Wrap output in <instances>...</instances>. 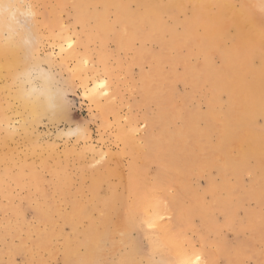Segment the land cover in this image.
I'll use <instances>...</instances> for the list:
<instances>
[{
	"label": "bare ground",
	"instance_id": "1",
	"mask_svg": "<svg viewBox=\"0 0 264 264\" xmlns=\"http://www.w3.org/2000/svg\"><path fill=\"white\" fill-rule=\"evenodd\" d=\"M50 1L0 0V75H7L18 83L17 87L0 84V144L1 148L8 147V141L17 132L18 127L12 124L13 114L20 117L19 136L25 141V148L17 153L10 151L8 157L0 153V163L4 165L2 172L5 175L14 169L12 177L19 183L24 178L40 182L41 172L48 170L53 176L52 181L62 178V186L53 184L63 194L66 181V176L62 177L63 167L57 171L52 170L54 167L51 165L55 161L59 163V155L54 145L41 143L35 134L39 117L55 108L59 92L57 87H51L50 70L40 66L37 45L51 34L58 52L64 53L58 61L61 65H67L69 59H75V63L88 59V53H79L69 47L72 41L58 18L65 0H55L49 8L44 7ZM173 1L177 0H167V5L160 7L154 0H72L73 16L77 22L85 25L88 19L93 20L94 32L85 33L83 42L98 38V55L109 76L115 75L116 71L105 63L103 51L107 37L114 41L116 49L122 50L131 48L132 40L140 37L141 28L146 30L142 34L143 40L148 39V33L155 37L159 49L144 55L141 45L134 52V61L140 63L149 58L152 64L148 74H142L145 84L140 92L147 103L156 106L153 120L160 123L156 132L145 133L142 139L131 132L136 130L132 117L127 119L129 133L117 126L121 152L132 156L126 175L118 176L119 185L110 180L117 171L97 167L90 173L92 179L88 188L91 197L88 199L71 200L69 210L66 208L68 211L58 209L61 200L58 206L52 207L48 196L44 204L37 205V218L47 224L48 235L45 233V237L36 241V251L44 250L52 256L55 249L52 238L55 233L61 235L57 219H63L70 226L71 235L63 236L61 242L62 264H124L126 261H136V264H210L207 257L203 258L201 253L191 248L192 244L184 234L185 229L191 227V217L199 214L207 222L206 225H210L213 223V212L226 211L229 224L234 225L232 222L236 217L230 203L239 204L253 198L259 205L264 204V23L258 20V17L264 19L262 0H240L238 4L233 0H188L194 9L189 18L181 22L180 32L172 26H164L158 16L160 12L171 13L174 10ZM131 2L137 5L133 10L129 5ZM210 4H214L215 9L203 12V8ZM39 6L43 8L39 9ZM110 13L113 14L112 21ZM53 27L58 29L57 34L50 33ZM192 51L194 53L190 55ZM191 56L195 61L186 62ZM215 56L219 59L218 64L214 62ZM165 63L169 65V81L165 80L162 70ZM177 64L184 67L182 75L176 72ZM17 73H22V78ZM35 78L41 81L36 84ZM177 79L188 82L194 91L207 86L203 95L205 111L188 109L184 104L181 111L167 109L161 93L163 87H172V81ZM147 83L150 87H146ZM97 85H103V95L107 93L104 96L101 94L102 100L98 97ZM108 93H111V88L106 80H101L88 88L85 95L90 96L104 111L108 108ZM116 115L115 111L114 116L118 119ZM145 116L144 120L152 119ZM175 118L183 121L179 129L171 125ZM180 155L185 163H179ZM148 160H156L160 166L157 174L146 182L141 175ZM165 167L174 173L172 176L176 177L179 192L182 189L190 194L193 203L180 206L178 201L182 198L178 197V200L173 194L166 197L170 182L166 184L168 180H163ZM212 169L220 176L218 182L213 180ZM242 174L249 175L250 184L255 182L257 186L244 188ZM191 175L207 176L211 204H206L200 195L192 193V185H189ZM2 185L0 178V187ZM14 213L20 217V211L15 210ZM84 219L88 221L86 229L78 230V223ZM246 225L257 238L262 237L264 216L248 211ZM204 235L203 232L200 237L202 244L206 242ZM142 236L146 238L145 245L140 242ZM132 241L137 247L132 246ZM251 245L250 240L230 246L222 242L219 254L225 255L227 260L233 259L230 264H240V253L243 250L251 253ZM40 253L34 254L33 260ZM253 255L256 256L255 253ZM113 257L116 260L112 261ZM38 258V264H49L40 256Z\"/></svg>",
	"mask_w": 264,
	"mask_h": 264
},
{
	"label": "rangeland",
	"instance_id": "2",
	"mask_svg": "<svg viewBox=\"0 0 264 264\" xmlns=\"http://www.w3.org/2000/svg\"><path fill=\"white\" fill-rule=\"evenodd\" d=\"M154 1L157 3V6L160 7L167 5V0H160V2L163 1L162 4L159 2V0ZM233 1L235 4H238L240 0ZM53 3H55V0H51L50 2L46 3L44 7L49 8L48 6L52 5ZM172 4L174 5V10L171 13L160 12L158 16L161 18L164 26H172L177 30V32H180L182 29L181 22L184 21L183 19L189 18L193 12V4H191L188 0H177L173 1ZM129 5L130 9L132 10L137 6L135 2H131ZM72 6V0H65L63 8H61L58 12V18L60 19L62 26L66 29L67 36H70L73 45L72 49L77 50L79 53L86 51L88 53L87 60L89 63L84 64V60H81L79 63H75V59H69L67 61V65L58 64L60 56L64 53L58 52L56 45L52 41L53 36L51 34L46 35L43 41H39L37 45V54L38 58L40 59V66L50 70L49 75L51 76V87H57L59 92L57 91L58 99L55 108H53L51 111H47L39 117L38 122L35 125V134L38 135L41 143L54 145L57 155H59L60 161L59 163L55 161L54 163L56 164H54L52 161V163H50L54 167L52 170L55 169L58 171L60 169L59 167H63L61 168L63 170L62 177L65 178L66 176V181H64L65 192L61 194L59 187L53 184H60V186H62V178L58 179L57 181H52L53 176L50 172H48V170L41 172L40 182L24 178L22 179L23 181L21 180L22 182L19 183L16 182L12 177L13 173L15 172L14 169L10 171V174L8 173L5 175L2 172L4 165L0 163V178L3 183V185L0 187V264H38V259H40L38 258L39 256L42 259L47 260L49 264H62L63 251L61 249V242L63 240V236L71 235L72 232L70 230V226L63 219H57V224L60 227L59 229L61 235L55 233L52 238V244L55 247L51 253L52 256H49V253L44 250L36 251V249H34L36 241L45 237L46 234L48 235L47 224L43 223L37 218V205L39 206L44 204V201H46L48 196L49 200L51 201L50 205H52V207H54V205L55 207L58 206L57 203H59L61 200L62 203L58 209L60 208L61 210L63 209L64 211H68L70 202L74 200L77 201L80 199H88L91 197V191L88 188V185L92 179L90 173L97 167H105L113 169V171H117V174L112 176L110 180L112 183L119 185V177H124L126 175L128 164L130 163L132 156L131 154L121 152L122 143L117 136L118 128L121 127L123 131L129 133L128 129L130 127L128 126L127 119L132 117L134 119L132 121L135 126L134 129L136 130H131V132L136 138L142 139V136L145 133L150 134L154 133V131L156 132L160 123L159 120H156L158 124L155 120H153V112H157L156 106L152 103H147V100L145 101L144 99L142 91L140 92L141 87H144L145 84L144 79H142V74H148L152 64L150 63L149 58H144L140 63H136L134 61V52L141 45H143V49L145 51L144 55L159 49V45L154 39L155 37L151 36V33H148V39L143 40L142 34L145 33L146 30L141 28L139 33L140 37L133 39L131 42V48L127 50L116 49L114 41L110 37H107L106 41L104 42L105 49L103 51L105 54V63L108 67L116 71L115 75L109 76L104 71L103 65L98 55V52L100 51L98 38H92L91 40L86 39V42H83V40L86 38L85 33L88 31L94 32L93 20L88 19L85 25L77 22L73 16ZM215 7L216 6L214 4H210L208 7L205 6V8H203V12L211 11L212 9H215ZM42 8L43 6H39V9ZM109 18L112 21V13L109 14ZM258 20L260 23H264L263 18L258 17ZM50 33L57 34L58 29L53 27L50 29ZM193 53L194 51H192L190 55ZM194 61L195 58L191 56L189 61L186 62L193 63ZM214 62L218 64V57H214ZM175 69L180 75L183 74L184 67L182 64H177ZM162 70L166 75L165 80L169 81V65L167 63L163 64ZM19 71L21 72V68H19ZM18 76L22 78V73H19ZM101 80H106L108 87L111 88V93H108L110 96L107 103L108 105L106 106L108 108L104 109V111L100 106H98L96 102L92 101L90 96L85 95L88 88L92 87ZM40 81V78H35L34 83L37 84ZM183 81L184 80L177 79L172 81V87H163L164 91L162 90L161 96L165 106H167V109L170 107L171 109L173 108L172 110L177 111L178 109V111H181L182 108L184 109V107H182V104H184L188 109L190 107V109L198 108L202 112L205 111L206 105L204 103L203 95L207 91V86L203 85L201 86V89L194 91L193 88L190 89L191 85H189L188 82ZM26 83L27 82H24V84ZM0 84H8V87H17L18 83L17 80L7 75H0ZM146 87H150V83H147ZM172 88L174 89L172 90ZM97 90L100 93L98 97L102 100V87L99 86ZM186 100L188 103H186ZM145 103L146 107L144 106ZM16 107L17 106L15 105V108ZM115 111L118 113V115H116L118 116V119H116L114 116ZM8 113L11 115L10 112ZM145 115H147V117H152L150 120L151 122L148 119L144 120ZM11 116L12 124L15 127H18L16 130L18 133L15 132L12 140L8 141V147L1 148L2 144H0V153H2V155L5 157L9 156L10 151L12 153H17L25 148V141L22 136H19L18 125L20 117L18 114H13ZM174 121L176 123H174ZM174 121L171 123V125L178 127L177 129H179L182 126L181 123L183 121L180 120V118H175ZM257 121L260 123L261 119L258 118ZM77 128L80 129L79 132L76 131ZM125 132L124 134H127ZM101 156H104L103 160H101ZM182 157L183 156L181 155L178 156L179 163H185V159ZM97 161H100V164H97ZM36 165L39 166L37 163ZM159 166L160 165H158L156 160L145 161V166L142 173L143 175H141L143 176V179H145V181L147 180L146 182L151 180V178L157 174ZM165 170L168 171V169L166 167L164 168L162 174L163 180H168V182L164 181L166 184L170 182L168 184L169 186L167 185L168 191H166V197L169 194H173L176 195L178 200L179 198H182L178 201L180 206L182 204L185 206L186 203H193V197L190 194L183 192L182 189H180L179 192V188L175 180L176 177L172 176L174 173L170 169L169 171L171 172H166ZM210 173L213 177V180L216 179L217 181H215L218 182L220 176L216 173V170L212 169ZM242 175L241 181L243 180L242 184L244 188H248L249 186H254L255 188V186H257L255 182L250 184L249 175ZM191 176V178H189V185L191 184L193 187L195 186L194 188L190 186L192 193H195V195H200L206 204H211L210 196H208L209 194L207 193V176ZM191 180L192 182L190 183ZM195 181L197 184H195ZM6 204L9 205L7 206ZM231 206L236 217L232 222L234 225L229 224L228 218L225 215L227 214L226 211H224L225 213L223 211L222 213L221 211L213 212V223L210 225H206L207 222L199 214L198 216L196 214L194 217H191L192 228L189 227L190 229L187 228L184 231L188 242L192 244L191 248L196 250L197 253H201L203 258L204 256L205 258L207 257V260L210 262V264H230L233 259L227 260L225 255L219 254L221 243L223 242L230 246L231 244L235 245L236 242L240 243V241L243 242L250 240V242H252L251 248L253 250L251 253L243 250L238 257L240 258L239 263L244 264V262H247V264H264V229L262 231V237L257 238L253 233H251L249 227L246 225L248 211L253 210L256 211L258 215L264 216V204L259 205L255 199L250 198L243 200L239 204L232 202V204L230 203V207ZM17 208L20 209L18 210ZM14 209L20 211V217L14 213ZM60 220L62 222H60ZM24 221L26 222L25 224L23 223ZM86 224H88L87 219L81 220L77 226L78 230L84 231L87 227ZM18 226L20 227L16 231ZM45 226L47 228H45ZM197 228L201 230L197 231ZM209 228H212L213 231H209ZM203 232L205 234L204 236L206 238V242H203L202 244L200 237ZM217 241L219 243H217ZM140 242L142 245H145L146 238L142 236L140 238ZM31 243H33V245ZM13 246L16 247L15 249L17 250H15ZM184 246L186 247V245ZM194 246L196 248H193ZM204 246H206L205 249ZM206 250L209 251L206 252ZM38 252H41L42 254L40 253V255H38L35 260H33L34 257L32 256H34V254L36 255ZM253 253H255V257ZM209 256H211V258H209ZM114 260H116L115 257H113L112 261Z\"/></svg>",
	"mask_w": 264,
	"mask_h": 264
},
{
	"label": "snow or ice",
	"instance_id": "3",
	"mask_svg": "<svg viewBox=\"0 0 264 264\" xmlns=\"http://www.w3.org/2000/svg\"><path fill=\"white\" fill-rule=\"evenodd\" d=\"M262 7H264V0H262ZM72 46H73V45H72L71 43H69V47L72 48ZM88 63H89V61H88L87 59H85V60H84V64H88ZM104 95H107V93H104ZM76 131L79 132L80 129L77 128ZM93 147H94V146H93ZM103 159H104V156H101V160H103ZM97 164H100V161H97ZM131 243H132V246H133V247H137L135 241H132ZM197 259H199V257H198ZM124 264H136V261H126V262H124ZM141 264H142V262H141ZM244 264H247V262H244Z\"/></svg>",
	"mask_w": 264,
	"mask_h": 264
},
{
	"label": "clouds",
	"instance_id": "4",
	"mask_svg": "<svg viewBox=\"0 0 264 264\" xmlns=\"http://www.w3.org/2000/svg\"><path fill=\"white\" fill-rule=\"evenodd\" d=\"M101 86H103V85H101Z\"/></svg>",
	"mask_w": 264,
	"mask_h": 264
}]
</instances>
